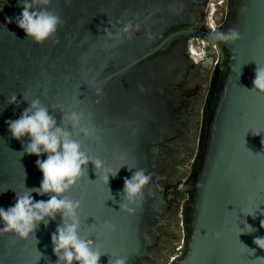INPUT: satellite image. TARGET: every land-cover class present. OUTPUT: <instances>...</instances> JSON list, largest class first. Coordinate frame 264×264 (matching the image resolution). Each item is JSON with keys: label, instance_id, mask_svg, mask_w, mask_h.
I'll use <instances>...</instances> for the list:
<instances>
[{"label": "water", "instance_id": "obj_1", "mask_svg": "<svg viewBox=\"0 0 264 264\" xmlns=\"http://www.w3.org/2000/svg\"><path fill=\"white\" fill-rule=\"evenodd\" d=\"M208 1L51 0V10L64 21L57 33L60 43L41 46L8 22L21 14L20 0H0V208L13 206L16 192L38 188L43 179L36 161L46 155H23L22 143L6 123L29 107L23 96L39 98L58 126L61 110L83 112L98 137H80L85 153L114 170L122 165L142 168L152 179L143 202L130 215L119 205L124 179L133 173L125 166L110 179L113 203L89 164L66 194L81 203V235L106 253L100 264H108L111 257H128V264L154 259L168 215L163 194L166 153L161 147L176 136L170 92L188 80L193 67L186 42L199 38L214 45L215 33L237 29L239 41L214 46L217 58L208 78L195 152L180 187L186 194L180 212L181 246L166 264H256L264 258V250L253 243L256 236L264 237V95L245 89L253 88L257 64L264 67V0H225L222 21L205 30L198 27L196 8ZM129 21L140 25L131 40L125 37L113 46L104 39L105 28L115 33ZM13 93L18 106L7 105ZM33 198L49 199L36 193ZM243 212H257L256 218ZM61 219L58 215L47 227L39 226L38 243L0 235V264H56L51 235ZM105 221L115 230L106 231ZM244 222L257 231L240 235Z\"/></svg>", "mask_w": 264, "mask_h": 264}, {"label": "clouds", "instance_id": "obj_2", "mask_svg": "<svg viewBox=\"0 0 264 264\" xmlns=\"http://www.w3.org/2000/svg\"><path fill=\"white\" fill-rule=\"evenodd\" d=\"M50 4L51 0H20L21 14L15 17L14 21L9 19L8 22H15L25 32L27 38L38 45L43 46L49 41L59 44L57 33L64 21L58 12L51 10ZM139 29V24L134 25L129 21L123 27L116 29L115 33L105 28L104 39L112 41L115 46L125 37L131 40L133 33ZM240 38L237 29L217 32L213 36L214 46L216 42L227 46L239 41ZM242 68L243 66L239 76L242 74ZM245 89L264 95V67L257 64L253 88ZM97 95H102V89L97 88ZM23 97L29 107L18 119L6 122L8 130L14 139L22 143L23 155L36 157L46 155L47 158L36 161V167L43 174L40 186L30 189L25 187L22 194L16 192L17 199L13 206L6 210L0 208V225H2L0 235L14 234L21 240L32 239L38 243L36 232L39 226L43 224L47 227L50 221L56 220L59 215L62 218L61 223L51 235L53 253L57 258L56 264H100L101 257L106 253H102L92 239L81 235L84 227L81 219V203L68 198L66 194L87 173L89 164L94 166L98 179H101L107 188L110 179L115 178L120 169L127 165L114 170L106 166L105 161L99 157L89 156L83 151L81 136L84 139H98L95 128L83 112L66 113L61 110L63 115L58 126L56 117L50 114V108L39 98L28 100L25 96ZM7 105H19L15 93L7 97ZM25 138H27L26 143ZM127 168L133 174L130 179H124V188L120 193L123 200L119 206L120 211L132 215L143 202L145 190L152 177L142 168L129 166ZM108 190L111 194L109 188ZM33 193L40 196L47 195L49 199L36 201ZM112 200L116 203L113 196ZM256 213H244V215L255 219ZM260 226L264 228V220L261 221ZM94 227L92 225L89 228ZM103 228L106 231L115 230V226L109 221L104 222ZM244 229H241L240 235L253 234L257 231L246 222H244ZM219 235V233L216 234L217 238ZM253 243L264 250V237L256 236ZM244 247L248 249L245 245ZM251 253L254 254V252ZM40 256L42 258L41 253ZM108 264H128V257H111ZM256 264H264V258L257 259Z\"/></svg>", "mask_w": 264, "mask_h": 264}, {"label": "flooded vegetation", "instance_id": "obj_3", "mask_svg": "<svg viewBox=\"0 0 264 264\" xmlns=\"http://www.w3.org/2000/svg\"><path fill=\"white\" fill-rule=\"evenodd\" d=\"M220 4L210 0L196 8V20L200 29H211V15ZM192 69L188 80L170 92L172 126L176 136L168 140L161 150L164 159V197L168 203L166 226L154 253V259L147 264H166L164 258L174 252L180 238V212L186 194L180 190L181 184L190 170L196 147V132L200 123L201 109L208 90V78L217 56L212 43L204 39L190 38L186 42Z\"/></svg>", "mask_w": 264, "mask_h": 264}, {"label": "rangeland", "instance_id": "obj_4", "mask_svg": "<svg viewBox=\"0 0 264 264\" xmlns=\"http://www.w3.org/2000/svg\"><path fill=\"white\" fill-rule=\"evenodd\" d=\"M224 8V4L221 3L220 6L216 7L215 11H213L211 19L214 21V24H219L222 21L224 16ZM164 260L167 261V258H164Z\"/></svg>", "mask_w": 264, "mask_h": 264}, {"label": "built area", "instance_id": "obj_5", "mask_svg": "<svg viewBox=\"0 0 264 264\" xmlns=\"http://www.w3.org/2000/svg\"><path fill=\"white\" fill-rule=\"evenodd\" d=\"M218 3L219 4H221V3H223L224 4V7H225V0H218ZM211 20V29L212 28H214V26H216L217 24H214V21L212 20V19H210ZM212 46L214 47V45L212 44ZM181 224V223H180ZM180 246H181V239L179 240V242L176 244V246L174 247V252L170 255V257L169 258H167V261L166 262H168V260L169 259H171V258H173L175 255H177L178 254V252H179V249H180Z\"/></svg>", "mask_w": 264, "mask_h": 264}]
</instances>
